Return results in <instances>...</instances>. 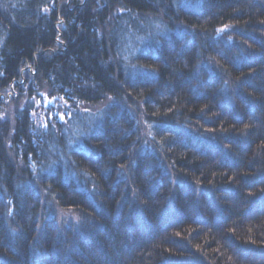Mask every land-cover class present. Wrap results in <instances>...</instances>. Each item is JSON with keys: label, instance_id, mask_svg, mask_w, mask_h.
I'll use <instances>...</instances> for the list:
<instances>
[{"label": "trees", "instance_id": "obj_1", "mask_svg": "<svg viewBox=\"0 0 264 264\" xmlns=\"http://www.w3.org/2000/svg\"><path fill=\"white\" fill-rule=\"evenodd\" d=\"M0 264H264V0H0Z\"/></svg>", "mask_w": 264, "mask_h": 264}, {"label": "rangeland", "instance_id": "obj_2", "mask_svg": "<svg viewBox=\"0 0 264 264\" xmlns=\"http://www.w3.org/2000/svg\"><path fill=\"white\" fill-rule=\"evenodd\" d=\"M73 107L61 98H50L46 94H40L35 99V109L32 113L33 119L42 125L55 117L65 119L66 114Z\"/></svg>", "mask_w": 264, "mask_h": 264}]
</instances>
